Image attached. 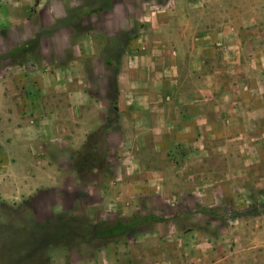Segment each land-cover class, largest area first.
Instances as JSON below:
<instances>
[{"label":"crops","instance_id":"1","mask_svg":"<svg viewBox=\"0 0 264 264\" xmlns=\"http://www.w3.org/2000/svg\"><path fill=\"white\" fill-rule=\"evenodd\" d=\"M26 2L0 0L4 72L37 63L27 57V63L14 67L9 57L35 36L30 34L34 10ZM117 4L113 0L104 12L107 38L138 24L143 27L122 58L118 112H112L115 72L105 65L108 53L102 39L87 35L73 42L68 37L72 28L64 25L53 36L39 39L41 73L51 77L53 85L66 81L57 97L51 94L52 85L46 90L34 84L35 91L41 90V116L33 117L35 103L26 83H0V168L31 169L33 148L44 149L48 156L57 142L62 152L71 138L81 142L93 132L85 126L95 125L90 119L99 109L101 125H107V162L115 179L112 205L122 207L121 221H151V227L137 225L121 242L132 236L138 244L147 237L145 232L154 235L155 261L150 258L149 264H178L173 254H187V264H264L261 212L241 216L242 243L233 229L238 217L225 215L239 204L227 191L249 188L264 195V23L257 10L226 6L224 1L212 5L211 0H124L123 9ZM48 10L54 13L53 25L47 23L44 9H37L42 29L67 17L56 7ZM60 31H66L65 40L59 38ZM70 48L72 61L65 57ZM70 112L75 134L66 117ZM63 166L80 185L73 164L71 169ZM105 188L91 185L89 192L107 200L111 190ZM257 201L262 202L260 197ZM146 207L153 208L148 217ZM184 216L192 224L187 228ZM199 218L205 227L194 225ZM241 251L250 254L243 263Z\"/></svg>","mask_w":264,"mask_h":264},{"label":"rangeland","instance_id":"2","mask_svg":"<svg viewBox=\"0 0 264 264\" xmlns=\"http://www.w3.org/2000/svg\"><path fill=\"white\" fill-rule=\"evenodd\" d=\"M116 1L118 7L123 9L124 0ZM211 1L212 5H219L220 1H224L223 5L226 6L238 5L248 9L245 11L249 12L256 9L258 20L264 23V13H261L264 12V0ZM26 5L28 9L34 10L31 18L35 28L33 27L30 34L35 36L32 40L40 39V37H51L57 30L59 31L60 27L68 25L73 31L71 36L68 35L71 41L76 42L87 35L98 34L97 38L102 39V49L108 55L115 52L119 56H124L130 48L129 46L126 51L124 50L125 53L122 52L126 45L127 37L124 36V39L126 38L124 42L116 40L122 38L125 32L118 37L115 36L116 38H107L103 27V23L106 22V13L87 15L92 10L104 8L106 6L105 0H43L42 2L41 0H27ZM51 6L59 9V15L67 14V17L62 21H57L51 29L45 30L40 26L37 9L42 7L44 9L43 13L48 15L47 23L53 25L52 18H54V13L48 10L49 7L51 9ZM81 17H85L83 22L85 27L91 29L90 33L83 27L76 26ZM142 30V25L138 24L127 32L132 31L131 35L137 36L139 33H143ZM65 32L60 31L59 38L61 40L66 39L67 35ZM49 48L51 49L52 47L49 45ZM27 57L31 60L34 59L37 63L28 61L30 64L27 65L25 70L19 71L20 69L14 68L4 72L5 70L1 64L0 83L15 85L26 83L34 100L33 103H35L33 117H39L43 114L40 108L41 90L35 91L34 84L36 83L39 87L42 86L46 90L52 85L51 94L57 97L59 86L64 88L66 81L62 79L61 81H56L53 85L51 84L53 79L41 73L44 63L40 46L28 53ZM65 57L69 61L73 60L72 48L67 50ZM21 60V55H15L11 62L12 64L14 62L13 66L16 67ZM73 78H75L74 75ZM68 82L71 83L70 81ZM98 111L90 119L93 120L92 123L95 125L92 127H89V125L85 126L87 130L93 128V132L82 137L81 142L79 139L74 141V138H71L70 147L64 152L56 148L58 146L57 142L53 144L48 156L45 154L44 149L40 147H37V149L33 148L34 166L31 169L21 167L19 171H15L13 167L11 168L7 165L0 168V264H140L141 262H143L142 264H149L146 261L150 258H152L151 261H155L153 258L155 256L153 250L156 247L154 246V235L151 233L148 235L149 232H145L147 237L142 238L138 244L136 238L132 236L129 239L127 237L123 242L113 243L110 240L97 237L94 233L96 226L103 227L104 223L122 220L124 213L122 207L117 204L112 205L116 196L112 195L116 191L115 188H112V186L115 187L112 184L115 182L112 175L113 165L107 161L104 163L103 160V158L107 159L109 153L107 154L104 144V126L101 125L100 120L102 115L99 109ZM66 117L71 119L69 129L75 134V127L72 122L74 120L73 112L67 114ZM90 120H87V122H90ZM90 136H94L93 144L97 146V151H93L96 159H90L86 156L90 161L84 170L85 173L80 185H76L72 173L66 174L64 170H61V166L64 163L66 165L63 166L64 168L68 167L71 169L70 165L73 162L71 163L69 157L75 156L77 158L79 152L84 154L90 152L87 151ZM36 150L43 154H39ZM241 179H243V182L247 181L246 175L241 176ZM107 182H111V186H105ZM91 185L102 188L103 186L109 187L111 194L108 195V199L105 200L96 191L91 195V192H89V186L91 187ZM227 194L236 198L239 203L234 211L227 209L225 215L238 217L235 220L233 229L237 235H241V238L239 236V241L242 243V235L245 228L243 227V217L241 216L255 211H260V216H264V195H260V192L255 193L249 188L242 191H227ZM259 197L262 200L261 203L257 201ZM212 209L218 212L217 209ZM146 210L147 212L144 215L148 217L151 215L153 208L146 207ZM198 212L199 210L196 209L194 213L197 214ZM186 214H189V211ZM57 217L62 218L58 223L55 221ZM186 219L185 216L182 218L185 228L192 225ZM199 219H196L197 221H195L194 225H202L203 220L202 218ZM261 221H264V219H259L258 223H261ZM249 225L250 223L248 222L246 226L249 227ZM69 229H74L72 233L78 230L79 234H70L69 238ZM80 232H83L84 235L80 236ZM248 255L250 254L241 251V254H239L241 263L245 262V256ZM173 256L178 264H187V258H189L187 254H173Z\"/></svg>","mask_w":264,"mask_h":264},{"label":"trees","instance_id":"3","mask_svg":"<svg viewBox=\"0 0 264 264\" xmlns=\"http://www.w3.org/2000/svg\"><path fill=\"white\" fill-rule=\"evenodd\" d=\"M105 1H106V6L104 8H97V10H92V12H90V14H87V15H91L92 13H94V14L95 13L96 14L103 13L107 10H110L112 8V5H113V0H105ZM86 17H88V16H86ZM83 18H85V17L80 18V21H79V23H76L77 24L76 26H79L80 28L83 27L85 30H87L88 33H90L91 29L84 27L82 25ZM131 32L132 31L125 32V33H123V37L121 36L122 38L116 39L118 42H120V41L124 42L126 40V38L124 39V36L128 38L126 45L122 51L123 53H125L124 50L126 51L129 48V46L131 45V42L134 39H136V37H137V36H132ZM39 46H40V41L38 38H36L34 40H30L23 47L11 50L9 52V57L13 58L15 55H21L22 60L19 61L17 63V65H23L27 60V54ZM122 57L123 56H119L118 54H116L114 52L113 54L108 55L107 59L105 60V65H106L107 69L114 70V72H115V74L113 75V77L111 79V84H110V87H111V89H110L111 105H112L113 114L118 112V105H117V100H118L117 98H118V93H119L118 75H119V72L121 70V65H122V59L121 58ZM13 64H14V62H13ZM103 130H104V132H103L104 144H105V148L107 150L106 152L108 154L109 150L107 148L106 139H105V134L107 131V125H104ZM93 141H94V136H90L89 145L87 146V151H90L91 153L89 152L87 154H84L82 152H79L77 158L75 156L71 157V160L73 162L72 163L73 164V170H74L75 175L77 177V180L79 182L82 181L83 175L85 173L84 170L87 168L88 162L90 161V160H88V158L96 159V156L93 154L94 153L93 151H95V150L97 151V146H95L93 144ZM103 160H104V163H106L107 159L103 158ZM112 175L114 177L113 172H112ZM204 212L210 214L212 212V210L204 211ZM61 219L62 218L57 217L55 219V221H57V223H58L61 221ZM155 220L159 221V219H155ZM150 223H151V221H148L146 218L144 219V218L136 217L132 221H125L124 222V221L120 220V221H116V222H112V223H104L103 227L96 226L94 228L95 229L94 233L97 237H99L101 239L110 240L111 242L118 243L121 241V239L124 235H128L130 232H134V229L137 225L142 226V227H146V226H149ZM73 231H74V229L68 230V232H69L68 237L70 234L75 235L76 233H78V230H75V232L72 233ZM80 233H81L80 236L84 235L83 232H80Z\"/></svg>","mask_w":264,"mask_h":264}]
</instances>
